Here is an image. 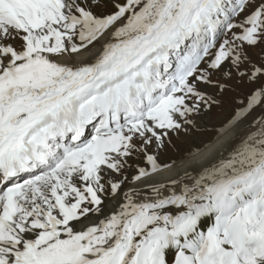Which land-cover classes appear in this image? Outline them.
<instances>
[{"label":"snow or ice","instance_id":"6c2138e0","mask_svg":"<svg viewBox=\"0 0 264 264\" xmlns=\"http://www.w3.org/2000/svg\"><path fill=\"white\" fill-rule=\"evenodd\" d=\"M0 264H264V0H0Z\"/></svg>","mask_w":264,"mask_h":264},{"label":"bare ground","instance_id":"6f19581e","mask_svg":"<svg viewBox=\"0 0 264 264\" xmlns=\"http://www.w3.org/2000/svg\"><path fill=\"white\" fill-rule=\"evenodd\" d=\"M227 115V113L225 112V113H223V114H221V118L219 119V120H215V124H216V122H218V121H220L221 119H223L225 116ZM209 133L210 132H205V134H201V135H198V134H196L197 136H198V139L200 140V141H204V142H207L208 141V138L206 137V136H209ZM213 135V133L211 134V136ZM231 135V133H229V134H227L226 136H224V137H221V139L219 140V141H216L213 145H212V148H218L223 142H224V140H226L227 138H228V136H230ZM185 147H187V145L185 146ZM207 151H212V149H208ZM185 163H187V161H185ZM183 165H179V167H182ZM169 173H164L163 175L164 176H167Z\"/></svg>","mask_w":264,"mask_h":264},{"label":"rangeland","instance_id":"374dc122","mask_svg":"<svg viewBox=\"0 0 264 264\" xmlns=\"http://www.w3.org/2000/svg\"><path fill=\"white\" fill-rule=\"evenodd\" d=\"M221 118V115L220 116H218V117H214L213 119H211L210 121H209V123L210 124H215V120H219ZM220 121H218V122H216V124L217 123H219ZM201 134H205V132L204 133H198V135H201ZM211 134H212V132H210L209 133V136H206L207 138H208V140H210L211 138H212V136H211Z\"/></svg>","mask_w":264,"mask_h":264}]
</instances>
